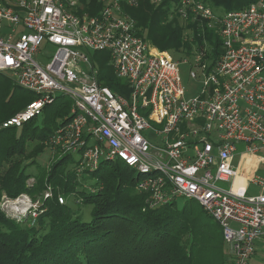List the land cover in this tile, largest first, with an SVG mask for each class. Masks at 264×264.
<instances>
[{"label": "built area", "instance_id": "2783aa9c", "mask_svg": "<svg viewBox=\"0 0 264 264\" xmlns=\"http://www.w3.org/2000/svg\"><path fill=\"white\" fill-rule=\"evenodd\" d=\"M95 1L89 14L81 0H0V73L37 96L2 126L18 127L67 96L70 118L49 136V149L78 154V172L121 161L137 173L148 208L197 201L219 225L229 263L248 264L264 235V174L255 175L254 163L247 184L259 190L249 195L247 186L235 187L231 161L238 142L246 153L264 148V0L232 10L210 0H145L214 30L222 53L212 67L201 52L175 60L137 35L125 8L143 0ZM43 43L55 46L45 63L37 56ZM87 50L107 51L127 96L98 81ZM180 64L201 84L196 96L184 97Z\"/></svg>", "mask_w": 264, "mask_h": 264}, {"label": "trees", "instance_id": "16d2710c", "mask_svg": "<svg viewBox=\"0 0 264 264\" xmlns=\"http://www.w3.org/2000/svg\"><path fill=\"white\" fill-rule=\"evenodd\" d=\"M252 1L210 0L225 10ZM81 2L89 14L98 7L95 0ZM125 10L137 35L175 60L201 52L202 61L212 67L222 53L219 36L203 22L182 21L145 0ZM100 54L105 53L96 52ZM107 57H98L96 78L127 96L128 85L107 65ZM36 98L0 73V202L3 195L39 199L35 217L17 220L0 208V264H228L221 229L202 208L188 201L181 207L172 202L148 208L146 194L135 189L136 178L126 166L101 161L92 171L78 172L79 161L57 149L49 164H39L36 159L49 149V136L70 118L71 101L55 100L18 127L2 126ZM83 172L89 177L78 178ZM46 189L51 197L44 196ZM71 195L76 205L90 206L88 215L69 205Z\"/></svg>", "mask_w": 264, "mask_h": 264}, {"label": "rangeland", "instance_id": "374dc122", "mask_svg": "<svg viewBox=\"0 0 264 264\" xmlns=\"http://www.w3.org/2000/svg\"><path fill=\"white\" fill-rule=\"evenodd\" d=\"M217 11H219V10H217ZM236 46H238V44H236ZM151 47H153V46H151ZM153 48H156V47H153ZM39 49H40V52L37 55L38 59L40 60V62L45 63L50 59L51 55L53 54V51L55 50V46L52 44L43 43ZM97 52H100V53L104 52L105 54H107L108 57H107L106 63H107V65H109L110 59H109V55H108L107 51L106 52L105 51H97ZM87 54L90 57L92 64L98 63V59H99L98 57L102 58L103 56H105V54H103V55L100 54L101 56H98V55H96V52L93 50L92 51L87 50ZM172 57H174V56L172 55ZM175 57L177 58L178 54H175ZM179 70H180V77H181L182 85L184 88V97L185 98H191L193 96H196L200 92L201 84L198 81L189 78L187 65L180 64ZM68 99L69 98L67 96H61V97L56 98L55 100H56V103H58L60 101H66ZM245 150H246V146H245L244 142L236 143V151H235V153L232 157V161H231L232 165L238 167L239 169H242L241 163L243 165L245 164V167L243 168V170H244V173H246L248 170L247 167H249V164H252L253 162H255L257 164V168H258L255 175L257 177L262 176L264 174V148H260L255 153H246ZM54 151H55V149H53V150L46 149L41 155H39L37 157L36 161L39 164L46 166L47 164H49V162H51V160H53L55 158L54 157ZM243 152H245L244 153L245 155L241 156L240 154H242ZM72 157H73V159L77 160L79 158V155L78 154H72ZM115 162L120 167L125 169V165L121 161H116V160L112 161L111 160V161H109L108 164L109 165L115 164ZM65 165L67 167H69V165L71 166L70 161L67 162ZM251 168H252V166H251ZM127 170L129 171L130 175L133 178H135L137 176V173L131 171L128 167H127ZM87 177H89L88 172H83V173L78 174V178H80V179L81 178H87ZM94 181H95L94 178L87 179V182L89 184L94 183ZM31 182H32V179L27 180V184H29ZM235 182H236L235 185H239V186L245 185L244 184V182H245L244 178L241 175L236 177ZM216 184L219 187H221L222 189H226V190L229 189V187H230L229 181L228 182L218 181ZM258 190H259V188L257 185L249 182L247 194H249V195L255 194L258 192ZM49 192H51V190ZM51 195H52V192L50 193V196H48V197H51ZM3 197H4V195L1 198L0 208L3 212H5L6 215L13 217L17 220L27 218V216H28L27 215V209L30 208L31 206H33L32 205L33 204L32 198L29 195L21 194L15 198L6 197L5 199ZM37 200L39 201V199H36L33 201H37ZM64 201L65 200L63 199V202ZM183 201H188L191 204H193L194 206L201 208V206L199 205V203L197 201H195V200H184L182 198L176 200V206L181 207ZM67 202L69 203L70 206H72L73 209H76L79 207V210H81L83 217L88 215L90 206H84L81 204L76 205V203H75L76 200H75L74 196H72V195L69 196L67 198ZM35 208H37V207H35ZM35 216H36V211H35V215L32 217H35ZM211 221H214V220L211 219ZM254 246H255V250H254V253L251 256V258L248 260V264H264V235H262L261 237H259L258 239H256L254 241ZM228 264H230L229 261H228Z\"/></svg>", "mask_w": 264, "mask_h": 264}, {"label": "crops", "instance_id": "0c3cea01", "mask_svg": "<svg viewBox=\"0 0 264 264\" xmlns=\"http://www.w3.org/2000/svg\"><path fill=\"white\" fill-rule=\"evenodd\" d=\"M245 155V154H244ZM243 155V156H244ZM255 162H253L252 164H249V167H247L248 168V170H247V172L246 173H244V170H243V168L245 167V164L243 165L242 163H241V166H242V169H239L238 167H236V166H234V167H236V169H237V171H238V176L239 175H241V176H243V178H244V186H249L247 183H248V176L251 174V170H252V168H251V166H253V164H254ZM247 184V185H246Z\"/></svg>", "mask_w": 264, "mask_h": 264}, {"label": "bare ground", "instance_id": "6f19581e", "mask_svg": "<svg viewBox=\"0 0 264 264\" xmlns=\"http://www.w3.org/2000/svg\"><path fill=\"white\" fill-rule=\"evenodd\" d=\"M237 186H239V185H235V187H237Z\"/></svg>", "mask_w": 264, "mask_h": 264}]
</instances>
